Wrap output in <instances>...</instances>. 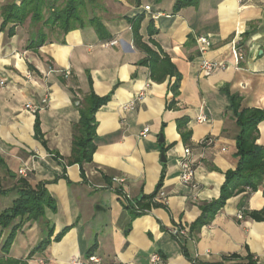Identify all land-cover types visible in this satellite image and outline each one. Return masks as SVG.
<instances>
[{"label": "crops", "instance_id": "1", "mask_svg": "<svg viewBox=\"0 0 264 264\" xmlns=\"http://www.w3.org/2000/svg\"><path fill=\"white\" fill-rule=\"evenodd\" d=\"M13 1L20 2L0 0V213L20 197L22 182L42 185L53 204L40 219L0 225V260L151 264L159 254L162 264H237L249 257L264 264V182L256 191H236L209 222L196 226L239 165L236 108L264 110V0H198L179 11L176 0H92L88 22L67 34L42 25L1 30L2 9ZM153 13L161 16L154 20ZM94 16L107 37L90 24ZM139 16L141 43L167 58L176 76L164 78L160 67L152 76L150 56L136 44L130 23ZM200 37L211 43L204 55ZM113 40L118 44L107 46ZM205 60L216 65L213 73L203 71ZM91 94L110 100L95 114L96 150L81 167L68 160ZM201 116L208 120L199 123ZM183 119L187 124L179 129ZM256 144L264 150V121ZM186 148L196 171L191 185L180 182ZM160 192L166 202L156 197L153 205L148 198ZM134 202L148 212L128 210ZM175 228L190 236H174Z\"/></svg>", "mask_w": 264, "mask_h": 264}, {"label": "trees", "instance_id": "2", "mask_svg": "<svg viewBox=\"0 0 264 264\" xmlns=\"http://www.w3.org/2000/svg\"><path fill=\"white\" fill-rule=\"evenodd\" d=\"M62 0H20L13 1L5 5L2 9V24L1 30L10 29V33L14 31L15 27L25 24L29 19L34 25L41 24L44 28L52 31H59L64 34L69 33L77 28V24L81 23L82 10L88 9V4L92 0H64V6L59 7ZM198 0H176L175 10L179 11L182 8L196 4ZM144 20L143 16L130 21L132 30L135 33V42L142 47L149 54L147 62L151 64L152 76H155L156 70L161 68L164 78L167 74L176 76L174 67L167 58H161L158 54L151 52L145 45L141 43L140 24ZM90 24L95 30L101 33L102 36H108V31L103 23L97 18L93 17L89 20ZM155 29L152 32L155 33ZM46 34L41 33L42 43L45 42ZM40 44V43H39ZM181 76H177L176 83L172 86L175 99L179 96ZM236 100V97H233ZM110 97H99L91 94L86 99V109L82 111L81 121L75 128L74 145L72 157L68 160L69 164H83L89 163L96 150L94 143V133L96 127L95 114L101 106L106 104ZM238 107V106H237ZM236 118L241 133L237 138V147L240 155V162L238 167L227 173L226 183L223 186L221 197L203 207V215L196 223L203 225L209 222L214 215L224 207L226 201L233 196L236 191L250 189L256 191L258 187L264 182V150L256 144L257 128L260 123L264 121V110L244 109L239 111L236 108ZM187 119L179 122V129H182L187 124ZM260 148V151L257 149ZM164 176L161 179L158 190L162 186ZM20 197L14 202L12 208L0 213V225L8 227L11 222L19 217H28L33 220L40 219L45 214V208L52 206L53 199L47 194L46 189L40 185L37 188L31 187L26 182H22L20 187ZM158 195V193H157ZM157 195H153L148 199L152 202ZM153 205L156 204L152 202ZM140 203H136L141 213L148 212V207H140ZM150 207V206H149ZM135 214L133 204L126 206ZM253 218L262 219L260 214H253ZM195 229V228H194ZM65 231L55 239L60 241L64 236ZM16 236V229L9 236L3 251L8 252L11 248ZM49 245V241H44L38 248L42 250ZM91 254V251H89ZM0 264H19L16 262H8L0 260ZM194 264H197L194 262ZM237 264H260L253 257H249L247 262H239Z\"/></svg>", "mask_w": 264, "mask_h": 264}, {"label": "built area", "instance_id": "3", "mask_svg": "<svg viewBox=\"0 0 264 264\" xmlns=\"http://www.w3.org/2000/svg\"><path fill=\"white\" fill-rule=\"evenodd\" d=\"M146 11L151 13V8L150 7H146ZM152 16H153L154 20H157L161 16V14L160 13H153ZM197 43H198V46H199V49H200V52H201L202 55H204L206 52L209 51L211 43H210L208 38L200 37L197 40ZM117 44H118V41L113 40V41H110L107 44V46H114V45H117ZM202 69H203V71H205V72L210 74V73H213L215 71L216 65H214L213 63L205 60L202 63ZM69 76H70V72H66L65 73V77H69ZM4 85H5V81L0 80V86H4ZM47 103H48V99H44L42 101L43 105H47ZM26 108H27V110H30L32 112L36 111V109L31 104L27 105ZM207 120L208 119L205 116H201V117L198 118V122L199 123L206 122ZM148 132H149V128H146L144 130L142 136L146 137ZM211 143L212 142L209 141V144H211ZM178 166H179V169H180V182L183 185H191L193 183V181H194L196 171H195L194 161L192 159V151H191L190 148H186L185 149V156L179 161V165ZM26 172H27V169H23V170L20 171V175H25ZM113 182L116 183V184H119V185L125 184V180L124 179H119V178L113 179ZM157 198L162 203L166 202L165 195L162 192H160L157 195ZM125 199L127 201H130V197L128 195L125 196ZM132 204L134 205L135 209L139 210L138 206L136 205V202H134ZM172 233H173L174 236L179 237V238H184V239L188 238L190 236V232L187 229H184V228H175V229L172 230ZM89 260L91 262H94V263H98L99 262L95 257H91V258H89ZM150 262H151V264H162L163 263V259H162V257L159 254H153L151 256ZM43 264H45V263H43Z\"/></svg>", "mask_w": 264, "mask_h": 264}, {"label": "rangeland", "instance_id": "4", "mask_svg": "<svg viewBox=\"0 0 264 264\" xmlns=\"http://www.w3.org/2000/svg\"><path fill=\"white\" fill-rule=\"evenodd\" d=\"M64 0H62L61 1V3H60V5H59V7L60 8H62L63 6H64ZM91 8H92V6L90 5V4H88V9L87 10H82V12L80 13L81 14V18H82V21H81V23H86V22H88V19H89V16H90V14H92V12H91ZM78 25H81L80 24V22L77 24V27H78ZM21 26H24L25 28H27V27H33V26H35L32 22H31V20L29 19L25 24H23V25H21ZM40 27L41 26V24H37V27ZM10 250V249H9ZM4 252V251H3ZM9 252V251H8ZM8 252H4V253H8ZM3 261H5V260H3ZM8 262H11V261H8ZM12 262H16V261H12ZM16 263H19V264H29L28 263V261L27 262H16Z\"/></svg>", "mask_w": 264, "mask_h": 264}, {"label": "water", "instance_id": "5", "mask_svg": "<svg viewBox=\"0 0 264 264\" xmlns=\"http://www.w3.org/2000/svg\"><path fill=\"white\" fill-rule=\"evenodd\" d=\"M257 150L260 151V148H258ZM163 160H164V162H165V159H163Z\"/></svg>", "mask_w": 264, "mask_h": 264}]
</instances>
